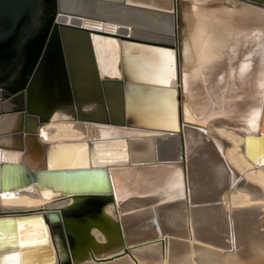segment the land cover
I'll return each mask as SVG.
<instances>
[{"label":"bare ground","instance_id":"1","mask_svg":"<svg viewBox=\"0 0 264 264\" xmlns=\"http://www.w3.org/2000/svg\"><path fill=\"white\" fill-rule=\"evenodd\" d=\"M228 2L231 9L194 0H57L61 12L81 13L80 19L57 16L58 23L107 31L121 24L128 30L115 32L169 43L174 58L161 48L87 34L99 97H72L41 113L25 87L19 98L0 94V165H23L2 173L0 218L9 217L5 225L15 221V230L0 229V264H18L23 244L28 251H49L50 258L37 264H264V145L251 141L249 155L243 153L244 135L258 132L246 117L260 107L263 56L261 39L252 34L264 29V11ZM202 29L214 36L220 57L203 67L196 43ZM73 39L63 35V45ZM246 63L251 68L241 82L233 69ZM178 103L181 121L203 133L187 125L173 132ZM123 114L129 124H114ZM118 137L123 140H103ZM88 154L103 173H51L36 184L28 178L31 169L87 165ZM164 160L182 168L144 166ZM85 192L103 196L79 206L73 195ZM89 210L93 220L85 217ZM129 243L145 245L133 260L104 263ZM12 248L15 254H2Z\"/></svg>","mask_w":264,"mask_h":264},{"label":"water","instance_id":"2","mask_svg":"<svg viewBox=\"0 0 264 264\" xmlns=\"http://www.w3.org/2000/svg\"><path fill=\"white\" fill-rule=\"evenodd\" d=\"M191 0H176V4L187 5ZM195 2L205 1L202 7L206 8H222L231 9L228 0H194ZM129 6L135 4L124 3ZM234 7H247L249 9L264 11V0H234ZM189 5V4H188ZM76 13V14H75ZM79 14V15H78ZM81 13L74 12L68 14L61 12L57 6V0H0V88L7 89L11 93L18 92L16 86L19 81L25 84V89L30 92L35 106V111H47L53 104L69 101L72 97L97 98L101 95V88L97 85V66L94 63L95 57L91 42L88 35H96L104 38L116 39V42L132 43L140 46L151 48H161L168 52H172V45L169 43L160 45L159 42L151 40L136 39L130 37L128 31L124 33L115 32L117 29H126L121 24L114 26L112 31L99 28H86L81 24H72L68 22H57L56 17L60 15H69L71 18L80 19ZM179 21L175 24L179 30V46L178 54L181 58L185 54L186 44L182 35L183 26L180 24L182 20L181 13ZM56 25H60L58 28ZM261 28V25L259 26ZM89 31V32H87ZM69 34L74 38L70 44L63 45V35ZM84 35V37H82ZM264 39V38H260ZM261 44V41H260ZM261 48V46H260ZM174 58V53L172 52ZM263 63L261 71H264V50H262ZM186 73L185 67L181 65L180 75L181 81ZM184 74V75H183ZM182 84V82H181ZM34 87V92H32ZM34 96V97H33ZM178 97V94H176ZM260 97V96H259ZM123 102V100H122ZM184 102L181 103L182 109ZM123 106V105H121ZM176 107L177 130H181V125H187L200 133H203L201 127L191 125L180 115V105ZM260 120L258 122V132L255 135L245 134L243 140V153L249 155V142L256 141L257 145L262 148L264 145V134L261 133L264 118V107L260 102ZM116 125H128L126 117L123 114L121 121L113 122ZM105 125V124H104ZM171 133V132H170ZM155 133L152 135H160ZM123 140V137L108 138L103 140ZM126 149V144L124 142ZM89 150V145H88ZM89 164L81 166H73L66 168H47V169H31L27 175L29 180L38 182V178H46L51 173L60 175V173H73L74 171H100L103 173L105 169L102 166L92 165L90 162V154H88ZM181 162L166 161L144 165L145 168L176 166ZM108 165V164H107ZM109 166H115L109 164ZM11 167H23L22 164L2 163L0 165V187L2 184L3 169ZM35 179V180H34ZM77 196L80 200L77 204L85 206L94 203V200L103 195H95L93 193H81ZM96 210V209H95ZM92 210L88 211L85 217L89 220L93 217ZM96 212V211H95ZM94 213V212H93ZM66 220L69 222L71 214L64 213ZM30 217H16L17 220H30ZM7 219L0 218V229L15 230V221H10L8 225ZM93 220V218L91 219ZM17 225H20L19 223ZM6 226V227H4ZM2 232L0 231V234ZM14 233V232H12ZM20 245L19 263L26 262L37 264L36 262L50 258L47 249L37 251H28ZM16 248L2 254H15ZM33 255V256H32ZM35 256V257H34ZM47 264V263H45Z\"/></svg>","mask_w":264,"mask_h":264},{"label":"snow or ice","instance_id":"3","mask_svg":"<svg viewBox=\"0 0 264 264\" xmlns=\"http://www.w3.org/2000/svg\"><path fill=\"white\" fill-rule=\"evenodd\" d=\"M252 35L259 38H264V29L260 30L258 33H253ZM236 36L237 38L241 36L247 38L246 34L239 32L236 33ZM214 40H215L214 36L203 29L196 36L197 46L201 49L202 67L203 65H211L220 58L215 55V50L217 48V45L215 44ZM260 46L261 49L264 50V39H261ZM169 55H171V53H169ZM245 59L247 60L248 58ZM250 68H251V63L242 64L240 65L239 69L234 68L232 73L233 77L238 78L240 79L241 82H243L246 79V75ZM206 70L207 69H205V71ZM258 86L260 89L259 96H260L261 106L264 107V71L261 72ZM259 120H260V111L258 110H254L246 117V122L251 127H256Z\"/></svg>","mask_w":264,"mask_h":264},{"label":"rangeland","instance_id":"4","mask_svg":"<svg viewBox=\"0 0 264 264\" xmlns=\"http://www.w3.org/2000/svg\"><path fill=\"white\" fill-rule=\"evenodd\" d=\"M134 31H138V29L136 28H133ZM146 31V30H145ZM149 32V31H148ZM147 32V33H148ZM20 82V81H19ZM18 82V83H19ZM17 83V84H18ZM14 87V86H13ZM25 87V84L23 85V88L21 89V91H18V89L16 91L18 92H14V93H11L9 90L7 89H3V88H0V94H2V96L4 98H11V97H15V98H19L20 97V94L21 92L23 91ZM85 221H81L80 223V227H82L83 225H85ZM145 244L144 243H129V244H126L124 247H123V251L121 252L122 254L116 258H113L111 260H107L105 261L104 263H110L112 261H114L115 259L118 260L119 258H122V257H129L130 259L133 260L134 258V252L140 248H142ZM138 248V249H137ZM116 254V253H115ZM115 254H112V255H115ZM112 255H109V256H106V257H102V259H106V258H109L110 256ZM100 259V258H99ZM101 263V262H100Z\"/></svg>","mask_w":264,"mask_h":264}]
</instances>
